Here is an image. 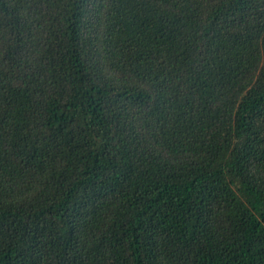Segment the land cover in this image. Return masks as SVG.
Here are the masks:
<instances>
[{
    "label": "trees",
    "instance_id": "1",
    "mask_svg": "<svg viewBox=\"0 0 264 264\" xmlns=\"http://www.w3.org/2000/svg\"><path fill=\"white\" fill-rule=\"evenodd\" d=\"M0 264H264V0H0Z\"/></svg>",
    "mask_w": 264,
    "mask_h": 264
}]
</instances>
